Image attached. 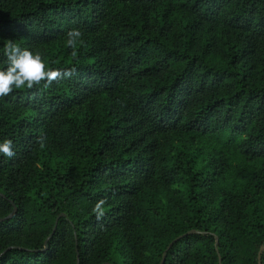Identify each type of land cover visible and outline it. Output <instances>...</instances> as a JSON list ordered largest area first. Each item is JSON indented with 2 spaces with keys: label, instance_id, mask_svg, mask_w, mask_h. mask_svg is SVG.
Instances as JSON below:
<instances>
[{
  "label": "trees",
  "instance_id": "obj_1",
  "mask_svg": "<svg viewBox=\"0 0 264 264\" xmlns=\"http://www.w3.org/2000/svg\"><path fill=\"white\" fill-rule=\"evenodd\" d=\"M7 40L76 73L0 97V264H264V0H0Z\"/></svg>",
  "mask_w": 264,
  "mask_h": 264
},
{
  "label": "clouds",
  "instance_id": "obj_2",
  "mask_svg": "<svg viewBox=\"0 0 264 264\" xmlns=\"http://www.w3.org/2000/svg\"><path fill=\"white\" fill-rule=\"evenodd\" d=\"M83 33L79 29H71L66 34L65 45L73 49L71 55L77 59V46H83ZM3 55L6 57V68L0 69V97L10 95L14 90L33 89L43 84L45 88L51 86L53 81L70 78L76 73L75 67L65 70L50 67L39 52H32L27 48H21L11 40L4 44ZM41 147L43 140H39ZM0 154L12 158L15 156L13 142L4 139L0 142ZM105 199L98 200L92 208L96 219L103 217L105 212Z\"/></svg>",
  "mask_w": 264,
  "mask_h": 264
},
{
  "label": "water",
  "instance_id": "obj_3",
  "mask_svg": "<svg viewBox=\"0 0 264 264\" xmlns=\"http://www.w3.org/2000/svg\"><path fill=\"white\" fill-rule=\"evenodd\" d=\"M168 246L169 245H167V247ZM165 251H166V249L162 252L161 259H160V263L163 261V257H164ZM260 251H261V248H259L258 253H257V263L258 264H259V253H260Z\"/></svg>",
  "mask_w": 264,
  "mask_h": 264
}]
</instances>
